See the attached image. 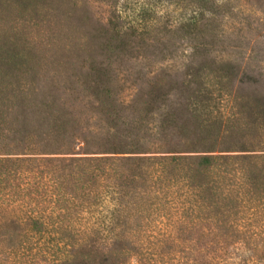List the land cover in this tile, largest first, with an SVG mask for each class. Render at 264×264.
I'll return each mask as SVG.
<instances>
[{
    "label": "trees",
    "instance_id": "16d2710c",
    "mask_svg": "<svg viewBox=\"0 0 264 264\" xmlns=\"http://www.w3.org/2000/svg\"><path fill=\"white\" fill-rule=\"evenodd\" d=\"M121 1L0 0V264H264V64Z\"/></svg>",
    "mask_w": 264,
    "mask_h": 264
},
{
    "label": "rangeland",
    "instance_id": "374dc122",
    "mask_svg": "<svg viewBox=\"0 0 264 264\" xmlns=\"http://www.w3.org/2000/svg\"><path fill=\"white\" fill-rule=\"evenodd\" d=\"M217 7V16L214 18L213 27L215 29L212 40L216 42V52L213 54L217 59L229 60L237 63L239 66L250 65L252 69L261 68L264 64V0H214ZM124 0L121 1V4ZM106 4L103 0H90L89 6L94 11H105ZM127 9L133 14L139 16L142 8L147 9L148 16L152 24L162 23L164 25H173L175 22L184 17H188L185 9L176 3V0H129ZM185 54L178 52L168 65L178 67ZM159 58H151L152 63L146 68L149 71H157L160 67L157 62ZM124 95L126 98L131 94L129 84H125ZM163 232L166 235L164 238ZM162 235L147 234L144 244L149 246L157 245L158 242L166 239V245L160 253L161 260L159 264H178L181 249L178 244L172 243L170 229L161 230ZM145 248V256L150 257L151 254L157 253V249L152 246ZM243 251L229 250V257H234L236 263L240 262ZM179 257V259H174ZM237 258V260H236ZM239 259V261H238ZM234 261V260H233Z\"/></svg>",
    "mask_w": 264,
    "mask_h": 264
}]
</instances>
